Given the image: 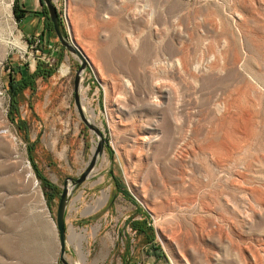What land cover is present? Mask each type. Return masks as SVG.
<instances>
[{
    "label": "rangeland",
    "instance_id": "374dc122",
    "mask_svg": "<svg viewBox=\"0 0 264 264\" xmlns=\"http://www.w3.org/2000/svg\"><path fill=\"white\" fill-rule=\"evenodd\" d=\"M53 2L105 138L66 208L67 261L264 264V0ZM41 11L0 0V264H61L58 193L97 142L78 60ZM37 62L54 71L11 114L9 81Z\"/></svg>",
    "mask_w": 264,
    "mask_h": 264
},
{
    "label": "water",
    "instance_id": "95a60500",
    "mask_svg": "<svg viewBox=\"0 0 264 264\" xmlns=\"http://www.w3.org/2000/svg\"><path fill=\"white\" fill-rule=\"evenodd\" d=\"M39 2L44 5L49 20L52 24L53 30L56 34L60 45L67 51H69L74 57L78 60V68L75 70L74 79H73V98L74 104L82 122L88 128L92 129L97 136V142L94 146L91 157L85 167V169L80 173L79 176L67 177L64 179L63 186L59 194V201L56 208V217H55V227L58 232V242H59V256L58 259L61 264H71L65 258L66 253V227H65V213L68 202L71 198L72 192L74 189L79 187L90 175L93 167L95 166L97 159L103 152V145L105 143V138L103 134L100 132L97 125L92 122L90 117L85 116L83 112V108L80 104V95L79 89L81 84V78L84 71L89 67L88 62L83 55V53L79 50V48L72 42L70 38L65 34L62 25L60 24L58 12L55 7L53 0H39ZM67 180L71 181V185L67 184Z\"/></svg>",
    "mask_w": 264,
    "mask_h": 264
},
{
    "label": "trees",
    "instance_id": "16d2710c",
    "mask_svg": "<svg viewBox=\"0 0 264 264\" xmlns=\"http://www.w3.org/2000/svg\"><path fill=\"white\" fill-rule=\"evenodd\" d=\"M18 2L16 1L15 4H17ZM41 4V3H40ZM42 7V11L40 12L42 14V18H44V28L45 31L48 33V35L50 34H54V30L52 27V24L49 20V17L47 15L46 9L44 7V5L41 4ZM54 37H56V35H53ZM60 48L62 51H64L65 49L60 45ZM23 69H19V74H20V78L18 80H10L9 84H8V93H9V98H10V112L11 114L15 113L17 114V104H18V97L20 96V94L23 92V90L29 88L31 91H33L35 89V80L38 77H42V78H47L49 77L54 69L53 68H47L42 62H37L35 69L31 72V73H26L25 75H23ZM11 120H14L13 117H11ZM18 128L21 129V125L19 122ZM31 150V147H29ZM32 162H33V158H31ZM39 178L41 179V184L45 190V194L47 196L52 195V193H54V191H56L54 185L48 181L45 177H43L42 175L38 174ZM139 230H142L141 228H139Z\"/></svg>",
    "mask_w": 264,
    "mask_h": 264
},
{
    "label": "bare ground",
    "instance_id": "6f19581e",
    "mask_svg": "<svg viewBox=\"0 0 264 264\" xmlns=\"http://www.w3.org/2000/svg\"><path fill=\"white\" fill-rule=\"evenodd\" d=\"M180 62H182V61H180ZM184 63V62H183ZM179 65H180V63H179ZM185 70V69H184ZM29 177H31L32 178V174L29 176ZM36 186H37V184H35ZM107 195V194H106ZM105 195V197H104V199H103V197H102V199H100L99 201V204H101V203H103L104 201H105V199L107 198V196ZM90 207V209H93V206H89ZM98 207V206H97ZM94 210V209H93ZM87 212H88V210H87ZM86 212V213H87ZM71 232H72V235H73V237H75V238H80V239H84V238H86V235H85V233H78L74 228H72L71 229ZM80 246H81V248H82V245L80 244Z\"/></svg>",
    "mask_w": 264,
    "mask_h": 264
}]
</instances>
